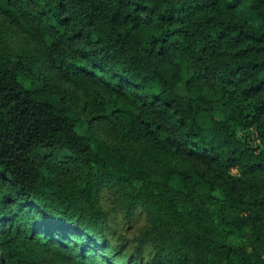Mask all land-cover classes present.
Here are the masks:
<instances>
[{
	"label": "trees",
	"instance_id": "trees-1",
	"mask_svg": "<svg viewBox=\"0 0 264 264\" xmlns=\"http://www.w3.org/2000/svg\"><path fill=\"white\" fill-rule=\"evenodd\" d=\"M0 13V264H264V0ZM107 186L150 258L110 241Z\"/></svg>",
	"mask_w": 264,
	"mask_h": 264
},
{
	"label": "rangeland",
	"instance_id": "rangeland-1",
	"mask_svg": "<svg viewBox=\"0 0 264 264\" xmlns=\"http://www.w3.org/2000/svg\"><path fill=\"white\" fill-rule=\"evenodd\" d=\"M0 20L11 22L0 13ZM17 27V25H14ZM22 33V32H21ZM264 74V71H263ZM67 87L76 90L83 97L90 100L107 97L101 88H98L91 80H81L78 82H69ZM255 133H252L254 138ZM234 172H238L236 168ZM102 204L107 212L108 223L106 225L107 234L112 243H123L130 252H141L144 257L150 258L152 255L151 242L147 239L146 228L148 219L146 213L140 209L128 210L127 204L122 196L115 191V188L107 186L102 192ZM55 264H68L63 260H58Z\"/></svg>",
	"mask_w": 264,
	"mask_h": 264
}]
</instances>
